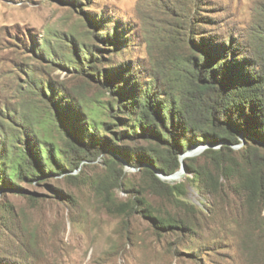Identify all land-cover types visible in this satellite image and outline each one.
Listing matches in <instances>:
<instances>
[{"label": "rangeland", "instance_id": "rangeland-1", "mask_svg": "<svg viewBox=\"0 0 264 264\" xmlns=\"http://www.w3.org/2000/svg\"><path fill=\"white\" fill-rule=\"evenodd\" d=\"M263 7L264 0H0V147L13 141L25 147L40 141L63 144L53 132L56 118L62 123L63 116L49 85L68 89L61 93L79 95L92 108L108 107L116 98L111 84L124 83V78L112 71L106 74L117 80L106 78L104 70L113 68L106 63L114 68L124 64L132 69H125L124 76L134 73L152 83L153 76L161 79L158 68L175 65L180 38L245 36ZM186 15L194 19L188 30L181 24ZM102 17L107 22L97 25ZM113 27L120 39L106 43L102 33L107 29L114 37ZM84 46L101 60L91 61ZM111 129H98L96 137L116 146L106 145L97 156L94 147L92 156L73 170L60 174L42 155L40 176L11 179L10 170L5 171L8 180L0 181V264H264V248L244 255L233 227L220 222L221 217L196 219L192 230L176 223L157 228L132 201L146 195L156 213L172 215L174 208L145 192L143 169L150 164L131 165L122 152L136 156L135 144ZM242 141L233 146L235 151L242 149ZM208 147L219 148L195 141L180 160L202 162ZM149 167L171 184L185 182L189 175L183 167L180 176ZM187 185L188 198L210 210L214 198H202L194 182Z\"/></svg>", "mask_w": 264, "mask_h": 264}, {"label": "trees", "instance_id": "trees-1", "mask_svg": "<svg viewBox=\"0 0 264 264\" xmlns=\"http://www.w3.org/2000/svg\"><path fill=\"white\" fill-rule=\"evenodd\" d=\"M206 19L213 23L211 18ZM193 20L188 15L183 17L181 24L185 30L190 29ZM95 22L104 26L107 20L102 17ZM112 30L114 37L107 29L102 33V40L106 43L120 39L118 28ZM214 37L201 35L196 41L185 36L180 38L182 50L176 55L175 65L158 68L161 79L153 76L152 83L135 77L134 73L124 76L125 69L132 71L124 64L114 68V63H106L113 67L104 70L106 78L110 76L117 80L115 75L124 78V83L111 84L116 98L108 107L92 108L79 95L67 96L68 89L56 90L49 85L52 102L60 117L63 116L62 123L56 118L53 132L63 144L40 141L28 142L25 147L18 145V141L6 143L0 147V174L4 176H0V181L8 180L6 170H10L11 179L42 175L43 156L45 163L51 164L60 174L75 169L81 160L92 156L94 147L98 149L93 152L97 156L106 145L112 144L108 139H97L98 129L108 132H113L112 127L119 129L120 138L129 137L135 144L136 156L122 152L131 165L139 166L145 161L166 175L175 174L182 168L180 155L186 148L195 141H204L219 148L208 147L202 154V162L186 158L183 163L189 175L185 182L171 184L162 181L150 165L143 169L145 192L172 206V215L153 211L146 195L132 201L134 207H140L144 216L150 217L157 228L164 230L173 223L192 230L197 227L196 219L210 216L217 220L221 217L220 222L233 227L244 255L263 249L264 7L251 25L249 34L238 38L232 35ZM53 53L52 47L49 48L48 55ZM86 55L93 62L101 60L96 52L88 50ZM65 59L69 63L74 60ZM106 71L115 75H107ZM97 72L100 76L101 70L97 69ZM65 102L72 103L71 110L63 108ZM76 108L81 115L77 114ZM112 108L115 113L111 112ZM64 131L70 138H65ZM242 138L244 146L235 151L233 146L243 143ZM140 142L147 143V146L139 147ZM112 162L117 161L113 158ZM187 182L197 185L202 198H214L213 204L210 201V210H204L203 205L188 198ZM232 199L236 203L231 202Z\"/></svg>", "mask_w": 264, "mask_h": 264}, {"label": "bare ground", "instance_id": "bare-ground-1", "mask_svg": "<svg viewBox=\"0 0 264 264\" xmlns=\"http://www.w3.org/2000/svg\"><path fill=\"white\" fill-rule=\"evenodd\" d=\"M198 150V149H197ZM192 151V150H191ZM201 151V150H200ZM186 157V156H185ZM182 170V169H181ZM181 175V173H180V171H178V173H176V174H174V176H180ZM173 176V177H174Z\"/></svg>", "mask_w": 264, "mask_h": 264}, {"label": "water", "instance_id": "water-1", "mask_svg": "<svg viewBox=\"0 0 264 264\" xmlns=\"http://www.w3.org/2000/svg\"><path fill=\"white\" fill-rule=\"evenodd\" d=\"M123 162L126 164V161L125 160H123ZM182 167L185 168V164L183 162H182Z\"/></svg>", "mask_w": 264, "mask_h": 264}]
</instances>
